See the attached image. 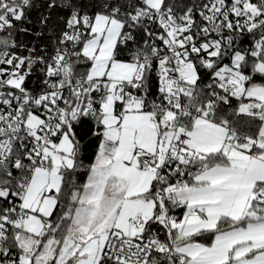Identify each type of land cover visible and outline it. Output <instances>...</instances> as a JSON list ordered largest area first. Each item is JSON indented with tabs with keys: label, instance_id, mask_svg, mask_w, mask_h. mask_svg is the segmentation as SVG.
Instances as JSON below:
<instances>
[{
	"label": "snow or ice",
	"instance_id": "6c2138e0",
	"mask_svg": "<svg viewBox=\"0 0 264 264\" xmlns=\"http://www.w3.org/2000/svg\"><path fill=\"white\" fill-rule=\"evenodd\" d=\"M0 264H264V0H0Z\"/></svg>",
	"mask_w": 264,
	"mask_h": 264
}]
</instances>
